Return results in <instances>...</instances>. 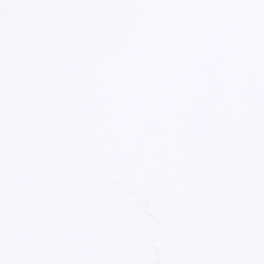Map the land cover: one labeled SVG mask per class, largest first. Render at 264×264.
I'll use <instances>...</instances> for the list:
<instances>
[{
	"label": "snow or ice",
	"instance_id": "obj_1",
	"mask_svg": "<svg viewBox=\"0 0 264 264\" xmlns=\"http://www.w3.org/2000/svg\"><path fill=\"white\" fill-rule=\"evenodd\" d=\"M0 264H264V0H0Z\"/></svg>",
	"mask_w": 264,
	"mask_h": 264
}]
</instances>
